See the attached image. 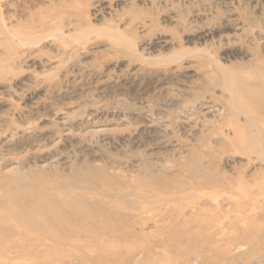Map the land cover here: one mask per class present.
Here are the masks:
<instances>
[{
  "label": "rangeland",
  "instance_id": "rangeland-1",
  "mask_svg": "<svg viewBox=\"0 0 264 264\" xmlns=\"http://www.w3.org/2000/svg\"><path fill=\"white\" fill-rule=\"evenodd\" d=\"M262 56L264 0H0V210L117 182L148 241L194 218L183 263L264 264L240 238L264 225V159L235 141Z\"/></svg>",
  "mask_w": 264,
  "mask_h": 264
},
{
  "label": "bare ground",
  "instance_id": "bare-ground-1",
  "mask_svg": "<svg viewBox=\"0 0 264 264\" xmlns=\"http://www.w3.org/2000/svg\"><path fill=\"white\" fill-rule=\"evenodd\" d=\"M259 69H264V56ZM253 75L245 73L240 101L242 109L250 110L251 118L238 126L235 141L264 159V85L253 81ZM257 126L262 128L257 130ZM259 184L264 195V176ZM83 187L78 190L63 184L49 192L37 189L38 194L27 202L1 209L0 221L6 228H0V264H187L182 259L204 254L197 244L204 242L205 236L197 230L193 217L186 220L182 213L171 231L148 241L153 236L140 230L145 225V210L139 204L129 206L125 188H119L117 182L107 187L83 183ZM102 191L117 198L102 196ZM140 214L141 220L137 219ZM260 216L264 217V211ZM204 222H210V217H202L198 223ZM256 229L240 238L264 241V225ZM163 246L169 249V258L162 254Z\"/></svg>",
  "mask_w": 264,
  "mask_h": 264
}]
</instances>
